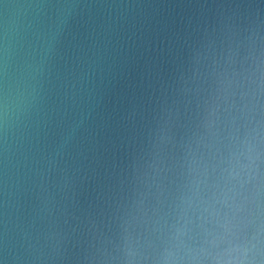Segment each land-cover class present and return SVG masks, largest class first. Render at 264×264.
Returning a JSON list of instances; mask_svg holds the SVG:
<instances>
[{"label":"water","instance_id":"obj_1","mask_svg":"<svg viewBox=\"0 0 264 264\" xmlns=\"http://www.w3.org/2000/svg\"><path fill=\"white\" fill-rule=\"evenodd\" d=\"M0 264H264V0H0Z\"/></svg>","mask_w":264,"mask_h":264}]
</instances>
